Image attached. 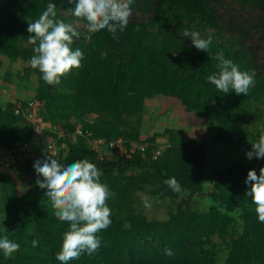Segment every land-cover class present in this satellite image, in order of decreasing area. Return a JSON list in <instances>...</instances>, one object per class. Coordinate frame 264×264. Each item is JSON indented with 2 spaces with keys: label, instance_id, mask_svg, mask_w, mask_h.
<instances>
[{
  "label": "rangeland",
  "instance_id": "obj_1",
  "mask_svg": "<svg viewBox=\"0 0 264 264\" xmlns=\"http://www.w3.org/2000/svg\"><path fill=\"white\" fill-rule=\"evenodd\" d=\"M255 2L261 4V0H213L212 6L226 16L225 29L222 26L221 30L207 32L214 45L231 46L228 52L222 51L241 71L264 77V17L261 20L257 17V25L248 17L260 12L258 7L253 11L248 7L257 6ZM66 3L69 0H62L58 10L63 20L78 24L80 39L89 42L86 22L66 11ZM20 4L0 0V37L10 26L7 16ZM134 6L133 2L131 8ZM163 8L167 40L176 41L175 54L192 51L189 54L208 55L203 58V63H207L204 67L218 71L217 62L210 57L221 50L209 53L197 50L187 38L176 33L174 13L167 10V5ZM230 22H236L238 28L230 29ZM24 46L29 49L27 44ZM243 54L256 68L251 70L239 62ZM16 55L0 54V111L6 115L19 110L24 119L19 130H0V174L4 176L0 180V237L7 235L20 249L11 259L0 251V264H60L50 257L56 249V254L60 251L68 224L54 215L45 197L46 190L36 185L38 177L34 169L25 171V167L32 165L31 160L47 156L45 146L55 138L48 130L50 127L62 128L65 146L82 143V138L74 133L77 125L90 135L102 137L134 133L137 137L134 141L154 147L155 155L169 168L182 191L173 192L147 173L102 171L101 182L115 190L116 195L107 201L112 211L111 226L99 233L101 247L94 256L82 255L69 264H114L108 252L115 247V238H125L138 250L159 248L150 237L138 235L143 227L154 233L164 231L172 238L175 236L171 232L183 230V240L178 238L180 246L188 242L190 254L199 264H264V223L259 222L251 198L245 196L248 186L244 183L249 170L259 175L264 167V158L249 160L245 155L251 144L264 135V92L256 96V91L249 90L250 99L236 95L234 105L240 108L237 123L221 129L215 111L205 118L197 108L188 111L180 100L165 94L128 92L114 105L107 99L103 74L92 75L90 63L81 62V70H73L61 79L59 86H51L30 66L27 54ZM195 65L196 62L192 68H185L187 74L198 71ZM64 84L73 88H65ZM42 101L50 104L44 106ZM31 102L38 104L34 113L29 107ZM21 140L28 141L34 151L18 153ZM8 153L18 154L19 158L12 157L7 162ZM120 197L125 201L118 202ZM147 224L151 227H146ZM33 239L39 241L35 248L31 246Z\"/></svg>",
  "mask_w": 264,
  "mask_h": 264
},
{
  "label": "trees",
  "instance_id": "obj_2",
  "mask_svg": "<svg viewBox=\"0 0 264 264\" xmlns=\"http://www.w3.org/2000/svg\"><path fill=\"white\" fill-rule=\"evenodd\" d=\"M14 1H19L21 4L10 12L9 17L7 16L10 26L4 36L0 37V54L7 53L14 56V54L22 52L23 55L27 54L31 58L34 53L32 51L33 46L28 43L30 35L27 32L28 22L38 18L46 10L48 3H53L58 11L60 6H62V0ZM136 1L134 0L135 6L132 9V15L125 31L119 33L116 39H113L106 30H102L99 33H90V40L87 43L79 38L73 44V49L79 48L83 53L84 59L82 63H90L92 65V75L99 74V72L103 74L104 82L107 83L104 90L109 95L107 99L112 100L114 105H117L116 100L121 101L119 98H123L128 92L139 95L144 93L165 94L180 100L188 111L197 108L198 110L196 111L205 118L209 117L211 111H215L220 118L218 127L221 129L236 125L240 111V108L234 105L238 100L235 99L236 94L234 92L224 94L208 81V75L213 73L209 67L208 69L204 67L207 63H203V58L209 57L208 55L189 54L192 51L175 54V49L177 50L175 47L177 46L175 45L176 41L167 40L168 27L163 21V7L167 5V10L174 13L175 31L179 36H182L183 31L187 29L198 31L202 37L206 38L208 36L207 30L209 29L221 30L222 26L225 29L224 19L226 16L220 14L212 6L213 0ZM75 3L76 0L72 3H66L64 5L65 10H73ZM256 5H248L252 11L256 9L255 7L260 9L258 15H248L251 23H255V25L259 24L258 16H260L259 20L264 17V0H261L259 6L258 4ZM57 18L63 20L64 16L58 11ZM230 24V29L232 30L239 26L236 22H230ZM241 26L240 28L243 29ZM187 42L190 43V39ZM24 43L27 44L29 49L24 46ZM230 47L217 46L212 42L210 52L211 50L213 52H216L215 50L228 52ZM102 54L105 58H102ZM235 56L238 57V53ZM195 62V67L198 71L193 74H187L185 68H192ZM239 62L245 64L251 70L256 68L251 59L244 54L239 59ZM254 79L255 84L250 90L256 91V96H260L264 92V77L254 75ZM64 86L65 88H73V85L64 84ZM243 100H245L244 97ZM45 104L49 105L50 103L46 101ZM4 112L0 111V130L6 132L15 129L19 130V123L24 120L22 118L23 113H19L18 110L17 113L19 114H16L15 110H12L10 113L6 112L5 115ZM86 132L83 128V133L85 134ZM90 137L102 138L106 142L121 138L124 141L123 147L130 157H121L110 149L108 153L102 152L100 154L95 152L91 149L86 137L80 136L82 143L76 146L68 145L67 143L65 148L59 151L56 159L67 165L87 158L101 171H114L118 174L147 173L169 188L164 184V181L172 178L171 171L160 162V157L158 158L155 155L154 147L143 146L144 142L134 141L137 140L134 133L125 137H122V135L102 137L94 133ZM18 144L20 146L23 144L30 146L26 140H21ZM35 148L37 149L38 147L35 145ZM36 160H43V158ZM35 161L31 160L32 165L26 166L25 171L34 169L33 164ZM162 162L164 161L162 160ZM1 175L0 180L4 177H1ZM110 190L115 193V190ZM119 201L124 202V197L118 198ZM126 207L127 204L124 208ZM146 227H151V225L147 224ZM183 232V230L175 233L171 232V235L175 236L172 238L164 231L154 233L143 227L138 230V235L142 238L150 237L153 242L159 244V248L155 250H138L136 245H132L125 238H115L116 245L108 254L113 256L114 264H199L190 254V250L187 247L188 244H186L188 242H183L180 246L181 242L178 241V238L181 241L183 240ZM119 233L121 234V232ZM166 248L171 249L174 255L166 256L164 252ZM55 252H57V249ZM55 252L50 259L58 263L57 260H53L56 257ZM117 257L122 258V260H118Z\"/></svg>",
  "mask_w": 264,
  "mask_h": 264
},
{
  "label": "clouds",
  "instance_id": "obj_3",
  "mask_svg": "<svg viewBox=\"0 0 264 264\" xmlns=\"http://www.w3.org/2000/svg\"><path fill=\"white\" fill-rule=\"evenodd\" d=\"M72 2L73 0H69V3ZM133 2L134 0H76L74 9L69 12L78 20L85 21L90 33L106 30L116 39L129 23ZM57 16L55 5L48 3L46 10L34 21L28 22L27 27L30 34L28 43L33 46L34 53L28 63L51 86H59L62 78H66L73 70H79L84 59L79 48L73 49V44L80 38L78 24L67 23ZM182 36L190 39L197 50L210 52L211 35L204 38L198 31L185 29ZM102 58H105L103 54ZM210 58L217 62L215 67L218 71L209 74L207 79L218 91L224 94L234 92L238 96L249 94L255 84L254 74L241 71L237 64L225 58L222 50L212 54ZM245 155L249 160L264 158V135L251 144V150ZM33 168L38 177L36 185L46 190L45 197L50 201L54 215L68 224L55 259L60 264H69L70 261L79 260L82 255L94 256L101 247L99 233L111 226L112 211L107 201L115 196L108 185L101 182V169L87 158L65 165L50 155L43 160H36ZM259 173L257 175L255 170L247 172L244 183L248 190L245 196L251 198L256 206L259 222L264 223V167L260 168ZM164 184L173 192L182 191L175 177L166 179ZM38 243V240L33 239L31 246L35 248ZM19 249L20 245L7 235L0 237V251L6 259L13 258V254ZM164 252L166 256L174 255L168 248Z\"/></svg>",
  "mask_w": 264,
  "mask_h": 264
},
{
  "label": "built area",
  "instance_id": "obj_4",
  "mask_svg": "<svg viewBox=\"0 0 264 264\" xmlns=\"http://www.w3.org/2000/svg\"><path fill=\"white\" fill-rule=\"evenodd\" d=\"M37 106H38V104H36V103H33V102L29 103V107H30V110L32 111V113H34L36 111ZM17 112H18V110H16V113ZM48 130H50V132L54 135L55 138H52L47 142V145L45 146V155H47V156L50 155L56 159L59 151L63 150L65 148V142L62 139L64 136V133H63V130L61 127H57V129L50 127ZM74 133L77 136H85L87 141H88V144L91 147V149L95 152L102 154L104 149H108V150L110 149V150H113L116 154H118L121 157H123V156H125L126 158L130 157V155L126 152L125 148L123 147L124 141L121 138H118L117 140L110 141V142H106L102 138H91L90 134H88V133L84 134L83 133V128L80 125H77L75 127ZM141 150L143 151V149H141ZM23 151H24V153H26V152L31 153L34 150L32 147H30L26 144H23L20 147V151H18V153L19 152L23 153ZM12 157H14V158L18 157V154H17V156H13V155H10L8 153L6 161L8 162V160ZM12 159H10V160H12ZM9 164H12V163H9Z\"/></svg>",
  "mask_w": 264,
  "mask_h": 264
}]
</instances>
